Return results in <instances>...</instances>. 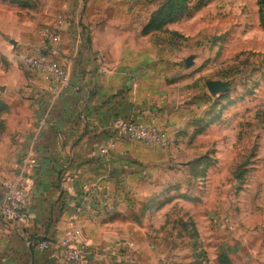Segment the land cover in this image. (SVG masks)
<instances>
[{"label": "crops", "instance_id": "1", "mask_svg": "<svg viewBox=\"0 0 264 264\" xmlns=\"http://www.w3.org/2000/svg\"><path fill=\"white\" fill-rule=\"evenodd\" d=\"M33 3L39 9L36 18L24 17L21 11L0 17L3 37L26 55L43 53L45 45L35 27L57 9L45 25L58 16L64 21L56 61L66 67L70 85L54 101L49 81L38 72L27 70L30 77H24L15 71V92L0 86V201L1 190L17 178L26 155L32 153L36 159L25 179L27 221L0 217V264H67L63 241L80 251L77 264H113L116 248L127 237L130 200L147 198L150 192L142 184L150 185L158 168L177 160L173 146L125 141L107 146L110 124L117 117L165 126L169 143L179 125L169 108L171 100L156 93L160 85L151 88L149 49L127 42L120 46L121 40H133L121 26L145 22L151 4L149 0ZM21 5L19 1L5 6L21 10ZM90 183H96L100 193L105 190L108 199L87 196L81 202V189ZM79 203L81 210L75 212ZM41 241L48 243L47 250L38 249Z\"/></svg>", "mask_w": 264, "mask_h": 264}, {"label": "rangeland", "instance_id": "2", "mask_svg": "<svg viewBox=\"0 0 264 264\" xmlns=\"http://www.w3.org/2000/svg\"><path fill=\"white\" fill-rule=\"evenodd\" d=\"M19 1L21 10L5 6ZM149 1L145 22L121 26L133 40L120 46L149 49L151 88L160 85L179 123L167 145L177 160L142 184L147 198L130 200L127 237L112 262L264 264V0ZM31 5L0 0V17L36 18ZM21 55L0 30L3 91H16L15 71L30 77ZM208 81L229 88L212 96Z\"/></svg>", "mask_w": 264, "mask_h": 264}, {"label": "built area", "instance_id": "3", "mask_svg": "<svg viewBox=\"0 0 264 264\" xmlns=\"http://www.w3.org/2000/svg\"><path fill=\"white\" fill-rule=\"evenodd\" d=\"M63 19L57 17L52 24L45 25L38 29L37 34L45 45L43 53L37 56L23 55L20 63L28 70L38 72L44 75V78L50 83V100L54 101L70 85L69 73L65 66L57 63L56 56L58 46L61 42V30ZM80 33V31L78 30ZM77 91V87L74 88ZM42 121V119H41ZM41 121H39L41 123ZM138 142L146 145L166 148L169 144L168 129L165 126L147 125L135 122L131 119L114 118L110 124V137L107 146L110 148L116 142ZM36 166L34 154L28 153L21 161L20 173L17 178L7 183L1 190L0 217L9 222H25L28 219L26 210L27 203V185L25 182L28 170ZM72 181V180H69ZM80 201L90 196L100 201L108 199V193L100 188L96 183L86 184L82 187ZM75 212L81 210V204L76 205ZM40 251L48 249V243L41 241L37 243ZM64 248L63 258L67 264H77L81 261V253L75 248H70L63 241Z\"/></svg>", "mask_w": 264, "mask_h": 264}, {"label": "water", "instance_id": "4", "mask_svg": "<svg viewBox=\"0 0 264 264\" xmlns=\"http://www.w3.org/2000/svg\"><path fill=\"white\" fill-rule=\"evenodd\" d=\"M191 64V57L185 60V66L188 67ZM206 88L210 95L215 96L218 93H224L229 88L228 82L221 81H208L206 82Z\"/></svg>", "mask_w": 264, "mask_h": 264}, {"label": "trees", "instance_id": "5", "mask_svg": "<svg viewBox=\"0 0 264 264\" xmlns=\"http://www.w3.org/2000/svg\"><path fill=\"white\" fill-rule=\"evenodd\" d=\"M222 264H229L228 261L226 259H222L221 261Z\"/></svg>", "mask_w": 264, "mask_h": 264}]
</instances>
